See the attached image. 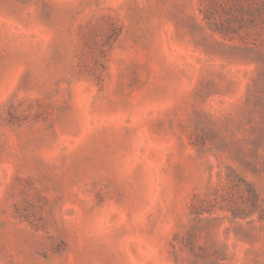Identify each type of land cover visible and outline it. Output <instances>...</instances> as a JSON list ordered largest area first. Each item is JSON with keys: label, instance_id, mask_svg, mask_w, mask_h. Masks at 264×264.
I'll list each match as a JSON object with an SVG mask.
<instances>
[{"label": "rangeland", "instance_id": "1", "mask_svg": "<svg viewBox=\"0 0 264 264\" xmlns=\"http://www.w3.org/2000/svg\"><path fill=\"white\" fill-rule=\"evenodd\" d=\"M0 264H264V0H0Z\"/></svg>", "mask_w": 264, "mask_h": 264}]
</instances>
